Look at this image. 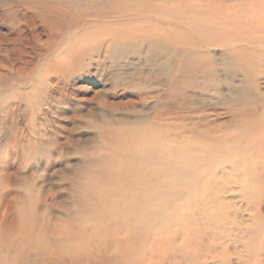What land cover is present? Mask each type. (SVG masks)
Listing matches in <instances>:
<instances>
[{
    "label": "rangeland",
    "instance_id": "obj_1",
    "mask_svg": "<svg viewBox=\"0 0 264 264\" xmlns=\"http://www.w3.org/2000/svg\"><path fill=\"white\" fill-rule=\"evenodd\" d=\"M181 263L264 264V0H0V264Z\"/></svg>",
    "mask_w": 264,
    "mask_h": 264
},
{
    "label": "bare ground",
    "instance_id": "obj_2",
    "mask_svg": "<svg viewBox=\"0 0 264 264\" xmlns=\"http://www.w3.org/2000/svg\"><path fill=\"white\" fill-rule=\"evenodd\" d=\"M93 1H94V0H93ZM100 1H101V0H100ZM97 2H98V1H97ZM83 3H84V2H83ZM93 3H94V2H93ZM42 4H43V3H42ZM72 4H73V3H72ZM77 4H78V3H77ZM94 6H95V5H94ZM54 8H55V7H54ZM56 8H59V7H56ZM62 10H63V9H62ZM67 10H68V9H67ZM46 11H47V10H46ZM58 23H59V22H58ZM46 24H47V23H46ZM47 25H48V24H47ZM54 30H55V29H54ZM235 45H237V44H235ZM242 97H243V95H242ZM243 99H244V98H243ZM249 101H250V100H249ZM147 173H148V172H147ZM132 184H133V183H132ZM150 188H151V187H150ZM216 189H217V188H216ZM150 191H151V190H150ZM151 194H152V193H151ZM208 201H209V200H208ZM204 202H205V201H204ZM202 203H203V202H202ZM205 206H206V205H205ZM205 206H204V207H205ZM222 206L225 207V205H222ZM185 207H186V206H185ZM209 207H210V206H209ZM226 207H228V205H227ZM178 208H179V206H178ZM180 208H182V207H180ZM183 208H184V207H183ZM183 208H182V210H184ZM218 208L220 209L221 206L218 205ZM203 209H204V208H203ZM186 210H187V208H186ZM186 210H185V211H186ZM223 210H224V209H223ZM180 211H181V209H180ZM190 211H191V210H190ZM203 211H204V210H203ZM217 211H218V209H217ZM224 211H226V210H224ZM181 212L183 213V211H181ZM186 212H187V211H186ZM186 212H185V213H186ZM220 212H221V211H220ZM227 212H229V211H227ZM178 213H179V212H178ZM178 213H174V214H175V215H176V214L178 215ZM182 213H181V214H182ZM221 213H222V212H221ZM221 213H220V214H221ZM174 214L172 215V217L174 216ZM181 214H180V215H181ZM186 214H188V213H186ZM204 214H205V213H204ZM206 214H207V212H206ZM225 214H226V212H225ZM177 215H176V217H177ZM125 216H126V215H125ZM183 216H184V215H183ZM191 216H192V215H191ZM191 216H190V217H191ZM208 216H209V215H208ZM212 216H213V215H212ZM186 217H187V215H186ZM192 217H193V216H192ZM215 217L217 218V216H215ZM127 218H128V217H127ZM181 218H182V217H181ZM206 218H207V217H206ZM210 218H211V217H209L208 219H210ZM192 219H193V218H192ZM197 219H198V218H197ZM204 219H205V218H204ZM147 220H148V219H147ZM186 220H187V218H186ZM205 220H206V219H205ZM209 221H211V220H209ZM172 222H174V221L172 220ZM175 222H176V221H175ZM202 222H203V221H202V219H201V223H202ZM207 222H208V221H207ZM217 222L219 223V221H217ZM178 223H180V222H178ZM199 223H200V222H199ZM201 223H200V224H201ZM204 223H205V222H204ZM220 223H221V222H220ZM173 224H174V223H173ZM224 224H225V223H224ZM123 225H124V224H123ZM189 225H190V224H189ZM198 225H199V224H198ZM204 225H205V224H204ZM207 225H208V224H207ZM207 225H206V226H207ZM216 225H217V224H216ZM227 225H228V224H227ZM229 225H230V224H229ZM124 226H126V225H124ZM180 226H181V225H179V227H180ZM211 226H213V225L211 224ZM192 227H193V226H192ZM200 227H201V226H200ZM214 227H215V226H214ZM217 227H218V226H217ZM217 227H216V228H217ZM221 227H222V226H221ZM230 227H231V226H230ZM232 227H233V225H232ZM255 227H256V225H255ZM255 227H254V229H255ZM124 228H125V227H124ZM126 228H127V227H126ZM126 228H125V229H126ZM189 228H191V227L189 226ZM211 228H212V227H211ZM187 229H188V228H187ZM218 229H219V228H218ZM222 229H223V228H222ZM225 229H226V228H225ZM254 229H253V230H254ZM201 230H202V229H201ZM212 230H213V229H212ZM260 230H262V229H260ZM203 231H204V229H203ZM205 231H206V230H205ZM209 231H211V230L209 229ZM213 231H214V230H213ZM223 231H224V229H223ZM254 231H255V230H254ZM225 232H226V231H225ZM232 232H234V231H232ZM128 233H129V232H128ZM174 233H175V232H174ZM178 233H179V232H178ZM199 233H200V232H199ZM204 233H206V232H203V234H204ZM254 233H255V232H254ZM175 234H176V233H175ZM209 234H210V233H209ZM218 234H220V233L218 232ZM177 235H178V234H177ZM198 235H199V234H198ZM200 235H202V234H200ZM207 235H208V234L206 233V236H207ZM223 235H224V234H223ZM184 236H185V235H184ZM203 236H204V235H203ZM228 236H229V235H228ZM230 236H231V235H230ZM127 237H129V236H127ZM127 237H125V238H127ZM187 237H189V235H188ZM215 237H216V236H215ZM117 238H118V237H117ZM125 238H122V239L126 240ZM252 238H253V237H252ZM255 238H256V237H255ZM119 239H120V238H119ZM194 239H195V238H194ZM224 239H225V238H224ZM115 240H116V238H114V241H115ZM207 240H208V239H207ZM230 240H231V238H230ZM117 241H118V240H117ZM127 241H128V240H127ZM129 241H130V239H129ZM194 241H195V240H194ZM208 241H209V240H208ZM119 242H120V241H119ZM123 242H126V241H123ZM196 242H197V241H196ZM215 242H216V241H215ZM108 243H112V241H111V242H108ZM113 243H114V242H113ZM117 243H118V242H117ZM133 243H134V242H133ZM194 243H195V242H194ZM197 243H198V242H197ZM204 243H206V242H204ZM120 244H121V243H120ZM120 244H119V246H120ZM123 244H124V243H123ZM102 245H103V244H102ZM111 245H112V244H111ZM194 245H197V244H194ZM208 245H209V244H208ZM221 245H222V243H221ZM221 245H220V246H221ZM205 246H206V245H205ZM220 246H219V247H220ZM101 247H104V246H101ZM213 248H215V247H213ZM221 248H222V247H220L219 249H221ZM199 249H200V248H199ZM206 249L209 250L210 248L206 247ZM217 249H218V248H217V246H216V250H217ZM112 250H113V249H112ZM197 250H198V249H197ZM213 250H214V249H213ZM192 251H193V250H192ZM195 251H196V250H195ZM199 251H200V253H201V250H199ZM209 251H210V250H209ZM227 251H228V250H227ZM100 252H101V251H100ZM214 252H215V251H214ZM217 252H220V251L218 250ZM217 252H216V253H217ZM225 252H226V250H225ZM178 253H179V252H178ZM192 253H193V252H192ZM192 253H191V254H192ZM195 253H196V252H195ZM202 253H203V254H205V253L207 254V252H202ZM202 253H201V255H202ZM211 253H212V252H211ZM221 253H222V252H221ZM106 254H107V253H106ZM191 254H190V255H191ZM198 254H199V253H198ZM214 254H215V253H214ZM222 254H223V253H222ZM224 254H225V253H224ZM226 254H227V252H226ZM174 255H175V254H174ZM180 255H181V254H180ZM201 255H200V256H201ZM215 255H216V254H215ZM112 256H113V255H112ZM184 256H185V255H184ZM195 256H196V255H195ZM116 257H117V256H116ZM179 257H180V256H179ZM190 257H191V256H190ZM110 258H111V257H110ZM175 258H177V256H175ZM180 258H181V257H180ZM183 258H184V257H183ZM183 258H182V259H183ZM202 258H205V256L202 257ZM207 258H208V257H207ZM194 259H195V258H194ZM200 259H201V258H200ZM116 260H117V259H116ZM174 260H175V259H174ZM174 260H172V261H174ZM185 260L187 261L188 259H185ZM183 261H184V260H183ZM189 261H190V260H189ZM189 261H187V262H189ZM176 262H177V261H176ZM178 262H179V261H178ZM180 262H181V261H180ZM180 262H179V263H180ZM202 262H203V261H202ZM97 263H98V261H97ZM174 263H175V261H174ZM182 263H183V262H182ZM182 263H181V264H182ZM188 264H189V263H188ZM197 264H198V263H197ZM202 264H203V263H202Z\"/></svg>",
    "mask_w": 264,
    "mask_h": 264
}]
</instances>
